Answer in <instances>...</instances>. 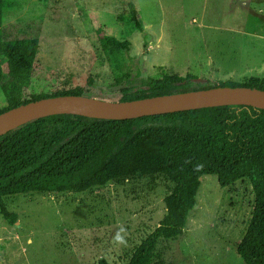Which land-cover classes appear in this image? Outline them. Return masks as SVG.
Returning <instances> with one entry per match:
<instances>
[{"label":"rangeland","instance_id":"rangeland-1","mask_svg":"<svg viewBox=\"0 0 264 264\" xmlns=\"http://www.w3.org/2000/svg\"><path fill=\"white\" fill-rule=\"evenodd\" d=\"M15 1L17 10L4 17L2 31L39 41L31 94L88 86L94 96L108 95L126 71L139 77L193 74L213 83L233 73L230 81L238 83L262 77L264 0ZM130 3L142 32L121 20ZM109 38L130 46L107 47ZM172 188L161 176L135 177L82 194L5 197L17 219L10 225L0 215V264H127L159 225ZM253 206L248 180L222 188L216 176H204L183 235L159 248L164 264H243L236 246Z\"/></svg>","mask_w":264,"mask_h":264},{"label":"trees","instance_id":"trees-1","mask_svg":"<svg viewBox=\"0 0 264 264\" xmlns=\"http://www.w3.org/2000/svg\"><path fill=\"white\" fill-rule=\"evenodd\" d=\"M15 0H0V114L44 98L77 95L133 101L215 87L264 90V78L245 83H213L193 74L139 77L129 71L114 80L108 95L90 87L53 93L29 92L37 38L4 36V17L17 10ZM121 20L143 31L133 3ZM107 47L128 50L129 42L109 38ZM216 176L222 188L248 180L254 206L248 228L236 246L243 264H264V110L222 106L127 120L54 115L30 121L0 136V215L10 225L17 214L5 197L27 194H82L135 177L161 176L173 184L163 199L165 213L135 248L127 264H164L160 246L179 239L197 205L199 178ZM97 264H111L100 259Z\"/></svg>","mask_w":264,"mask_h":264},{"label":"water","instance_id":"water-1","mask_svg":"<svg viewBox=\"0 0 264 264\" xmlns=\"http://www.w3.org/2000/svg\"><path fill=\"white\" fill-rule=\"evenodd\" d=\"M222 106H248L264 110V90L215 87L125 102L77 95L44 98L0 114V136L30 121L54 115L127 120Z\"/></svg>","mask_w":264,"mask_h":264},{"label":"crops","instance_id":"crops-1","mask_svg":"<svg viewBox=\"0 0 264 264\" xmlns=\"http://www.w3.org/2000/svg\"><path fill=\"white\" fill-rule=\"evenodd\" d=\"M218 73H219V72H218ZM259 73H260V75H261L262 77H264V70H263V69L260 70ZM236 75H237V74H236ZM219 76H221L222 79H226V77H227V79H226L225 81H228V80H230L232 77L235 76V73H233V74H229L228 76H226V75H224V76L219 75ZM262 77H261V78H262Z\"/></svg>","mask_w":264,"mask_h":264},{"label":"clouds","instance_id":"clouds-1","mask_svg":"<svg viewBox=\"0 0 264 264\" xmlns=\"http://www.w3.org/2000/svg\"><path fill=\"white\" fill-rule=\"evenodd\" d=\"M117 239H121L119 235H117Z\"/></svg>","mask_w":264,"mask_h":264}]
</instances>
